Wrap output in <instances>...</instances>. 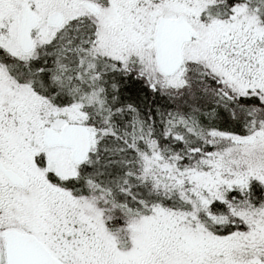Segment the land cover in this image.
I'll return each instance as SVG.
<instances>
[{
	"label": "snow or ice",
	"instance_id": "snow-or-ice-1",
	"mask_svg": "<svg viewBox=\"0 0 264 264\" xmlns=\"http://www.w3.org/2000/svg\"><path fill=\"white\" fill-rule=\"evenodd\" d=\"M0 264H264V0H0Z\"/></svg>",
	"mask_w": 264,
	"mask_h": 264
}]
</instances>
